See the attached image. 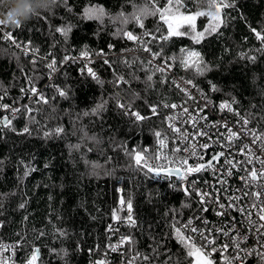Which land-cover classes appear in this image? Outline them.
Here are the masks:
<instances>
[{
    "label": "trees",
    "instance_id": "16d2710c",
    "mask_svg": "<svg viewBox=\"0 0 264 264\" xmlns=\"http://www.w3.org/2000/svg\"><path fill=\"white\" fill-rule=\"evenodd\" d=\"M224 2L233 6L222 9L223 22L210 32V0H173L172 17L208 15L196 18L194 31L184 25L185 35L167 40L160 39L168 26L159 13L146 15L143 27L132 17L143 8L163 10L168 0H54L23 25L0 24V99L19 104L11 127L0 123V241L22 240L21 264L34 248L41 254L34 264H89L90 253L116 233L108 225L118 214L119 186L136 221L123 229L136 263L189 264L174 227L199 208L195 196L154 179L135 161V153L166 130L164 116L152 107L186 96L148 59L132 54L135 40L123 33L172 58L207 99H230L264 133V40L256 34L264 35V0ZM92 8L104 15L86 18ZM6 33L11 39L3 38ZM195 33H205L198 43ZM192 51L199 57L186 67ZM82 53L92 61L78 59ZM53 60L55 71L48 68Z\"/></svg>",
    "mask_w": 264,
    "mask_h": 264
},
{
    "label": "built area",
    "instance_id": "2783aa9c",
    "mask_svg": "<svg viewBox=\"0 0 264 264\" xmlns=\"http://www.w3.org/2000/svg\"><path fill=\"white\" fill-rule=\"evenodd\" d=\"M135 45L134 43L133 48ZM77 58L92 61V58L87 55H80ZM153 66L164 71L172 68L169 58L166 57H159L156 62H153ZM175 76L178 78L177 83L181 91L189 99V103L187 105L175 104L176 108L165 107L160 113L163 114L165 122L170 116L174 123L178 115L184 112L189 116V127L180 128L176 125L170 127L171 124L168 122L166 130L157 131L160 136L155 135L153 143L146 144L135 155L139 153L144 158L141 164L145 165L146 161L147 165L154 169L179 170V175L153 174V177L154 179L167 177L173 185L179 184L185 194L195 196L199 202V208L183 218H177L176 225L182 228L185 235L192 237L196 244L204 247L205 251L210 254L213 264H225V257L230 259L236 255L233 240L240 237H246V239H240V248L243 250L240 255L243 257V264H264V261H261L256 254L264 251V230L258 231L259 225L264 224L258 215L259 210L264 208V178L251 181L249 176L253 169L258 173L264 171V141L257 139L253 143L255 137L264 133L259 129L257 131V128L254 129L240 123L239 119L230 118L221 110L220 101L209 102L194 88L192 83L181 79L178 73ZM4 105H7V108L3 107ZM167 105H173V103ZM153 107L156 108L157 104ZM18 109L19 104L6 103L0 99V115H5L8 112L16 115ZM126 109L130 115L133 113L130 108ZM173 128L180 131L175 132ZM197 128L205 130L203 135ZM229 129L237 133L238 138L229 141ZM185 137L187 138L185 139ZM161 141H163V145H161ZM202 145L208 146L205 148ZM219 153H223L219 160L212 161L213 156ZM184 161H187V164H184ZM209 161H212L213 164L211 168L187 174L185 179H180V175L185 174L186 168L200 164L206 165ZM227 161H231V163ZM199 193L208 194L204 197L203 202H201ZM254 193H261L259 199L253 195ZM219 204H224L225 209H220ZM228 205L233 206L228 207ZM218 211H222L224 214L217 215ZM190 220L192 224L189 228L184 229L183 226ZM191 227H195L199 231L193 233L190 231ZM108 228L110 229V224ZM201 232L205 237L215 240V244L208 245L205 240L200 238ZM114 236L116 244L113 247L116 248L115 251H119L127 244H121V238L129 236L123 231L114 233ZM20 240L9 238L0 241V260H3L5 264H21L16 255ZM225 244L229 247L223 251ZM245 252L253 254L245 256ZM132 258L135 259L134 254H132ZM234 264H240V262L237 261Z\"/></svg>",
    "mask_w": 264,
    "mask_h": 264
},
{
    "label": "snow or ice",
    "instance_id": "6c2138e0",
    "mask_svg": "<svg viewBox=\"0 0 264 264\" xmlns=\"http://www.w3.org/2000/svg\"><path fill=\"white\" fill-rule=\"evenodd\" d=\"M54 2V0H53ZM176 4H180V0H176ZM175 5L173 4V0H168V5L167 7H165L163 10L158 9L153 7V10L150 12L147 8H143L139 10V14L138 15H133L132 19H134L136 21L137 24H139L140 27H143V18L146 15H154L156 13H159L160 19L162 21H164L165 24H167L168 26V32L166 36H162L160 37V39L163 40H167L171 37H176V36H183L186 33L182 32L180 29L184 26L187 25L188 28L192 29L194 31L195 29V20L198 16L201 15H208V13H204V12H200L197 11L196 13L192 14V15H179L176 17H172V8ZM211 8H215V14L211 15V20L214 22L211 24L209 29H206V31H210V32H215L217 30V28L219 27V25L223 22L221 17H220V13L222 11L223 8H228V7H232L233 5L231 3H225L224 0H210V5ZM85 17L88 19H100L103 15H104V10L102 8H92V9H86L85 13H84ZM171 17V18H170ZM125 22H127L125 20ZM6 22L3 20H0V24H5ZM56 31L61 32L64 35H67V29L64 28H57ZM255 31V30H254ZM257 37L260 38L261 40H264V35H261V33L257 32ZM124 36L127 37V39L129 40H138L139 38L134 36L131 32H124L123 33ZM205 33H195L193 35V40L196 41L197 43L203 39ZM4 39H11V34L10 33H6L3 36ZM155 39V37H153ZM13 43H16L15 41H13ZM17 47H21V45H19L18 43L16 44ZM111 47V46H110ZM27 47L25 46V51H27ZM145 51H150V49L145 48ZM82 55H87V53H82ZM187 57L188 59H185L183 61L184 65L186 67L189 66V60L193 57H199V53L197 52H188L187 53ZM68 57H65V60H67ZM254 59V58H253ZM55 60H53L50 64H48V68L52 71H55ZM105 63H107V61H105ZM200 69L197 68V71H199ZM89 75H91L94 79H97L96 74L91 70L88 69ZM122 80V78H120ZM149 80H151V77H148ZM189 83H191L189 81ZM31 91L35 94L36 90L33 88L31 89ZM59 95L60 96H66V93L64 91H59ZM41 100H43L44 103H47L46 100H44L43 97H41ZM3 107L7 108V105H4ZM118 107L120 108H125L126 106L123 104H118ZM165 107H171V108H176L177 105L173 104V105H165ZM222 109L223 108H228L229 110H231L230 106L228 104H222L220 106ZM152 112L153 114L156 113V108L153 107L152 108ZM185 112H187V109H185ZM131 115L135 116V118L137 120H142L144 119V117H142L139 113H131ZM3 123V126L5 128H10L11 127V121L7 119V117L4 118V121L0 122ZM244 123L246 124L247 121L245 120ZM170 127H172V125H169ZM29 131V129L27 127H25L23 129L24 133H27ZM57 133L61 132L62 129H57L56 130ZM173 131L175 132H179L180 130L177 128H173ZM201 135H203V133H200ZM45 135H48L47 133ZM155 135L157 137L160 136V133L157 132L155 133ZM187 137H185L186 139ZM233 138H238L237 133L232 132L229 129V136H228V140L231 141ZM262 140L264 141V134H262L261 136H257L254 138L253 143L256 142V140ZM161 145H163V141H161ZM208 145H202V147H207ZM245 149H247V146H245ZM251 154V153H250ZM223 155V153H219L215 156H213L212 161H216L219 160V157ZM144 160V158L137 153L135 155V161L137 163V165H140L141 162ZM212 161H209L206 165L205 164H200L194 167H188L185 170V174L184 175H180V179H185L187 174H191L194 172H200L202 170H205L206 168H211L213 166ZM228 163H231V161H227ZM251 162V161H249ZM184 164H187V161L183 162ZM145 166L148 167V171L149 172H155L156 175H160L161 171H165V173L167 175H171L172 173H177L179 175V170L178 169H171V170H167V169H154L152 166L147 165L146 161H145ZM233 167H235V165H233ZM34 171V169H32ZM27 175V172L25 173ZM230 174V173H229ZM249 176L251 178V181H256L258 178H264V171H260L259 173L253 169L250 171ZM247 194V193H246ZM200 197H201V202L204 201V197L206 195H208L207 193H199ZM253 195L256 196L257 199H259V197L261 196V193H254ZM236 199V198H233ZM218 202V201H217ZM121 205L125 204V201L123 199H121L120 201ZM233 205H228V207H232ZM255 206V205H254ZM21 208L24 207L23 204L20 205ZM219 208L220 209H225V205L224 204H219ZM127 209L129 212V215L127 217V222L130 225H134L135 221L132 218L131 215V210H132V204L130 201L127 202ZM241 211H243V209H241ZM217 215H223L224 212L222 211H218L216 213ZM114 215V219H119L118 216ZM250 215V214H249ZM259 215V219L261 221H264V208H261L258 212ZM205 223H207V221H205ZM251 223V221H250ZM192 224V221L190 220L188 222V224L184 225L183 228L187 229L189 228V226ZM264 230V224H260L259 225V229L258 231ZM190 231L193 233L198 232L199 230L195 227H191ZM174 232L176 235V238L178 240V242L183 245L186 248V255L187 257L191 258L189 260V264H213V261L210 259V254L207 253L204 249L203 246H197L196 242L192 239V237L187 236L184 234V231L182 230V228L179 227H174ZM225 235H227V233H225ZM200 238L205 240L207 242L208 245H214L215 244V240L209 239L208 237H205L204 234L201 232L200 233ZM240 239H246V237H240L236 240H233V246L236 250V255L232 256L230 259L228 257H225V264H234V262H240V264H243V257L240 255V253L243 251L240 248ZM121 244L124 243H131V237H122ZM229 245L225 244L223 246V251H226L228 249ZM113 251L116 250L115 247L112 248ZM38 249L34 250L32 257L30 258V260L28 261V264H34V262L37 260L38 258ZM255 251V250H253ZM252 252H245L244 255L248 256V255H252ZM261 261H264V251L258 252L256 253ZM143 259L147 260L148 257L145 256ZM0 264H5V262L3 260H0Z\"/></svg>",
    "mask_w": 264,
    "mask_h": 264
},
{
    "label": "bare ground",
    "instance_id": "6f19581e",
    "mask_svg": "<svg viewBox=\"0 0 264 264\" xmlns=\"http://www.w3.org/2000/svg\"><path fill=\"white\" fill-rule=\"evenodd\" d=\"M135 44H136L135 48L131 49L130 52L132 54H135V55L143 56L144 58L148 59V61L152 65H153V62H156L157 59L159 57H161L159 52L154 50L153 48H151V46L148 43L143 42L142 40H136ZM145 48L150 49V51H145ZM169 60L172 64V68H169L168 71H164L163 69H161V70L157 69V68L156 69L159 72H161L162 74L168 76L170 78V80L174 83V85L177 86L181 90L179 84L177 83L178 78H176V76H175L178 73L175 61L172 58H169ZM179 75H180L181 79H183L185 81L188 80L185 77H183L181 74H179ZM188 82H189V80H188ZM194 88L197 91H199L203 96H205L204 93L200 89H198L196 86H194ZM208 101L212 103V100L208 99ZM170 102H172L173 104L187 105L189 103V99L185 98L183 100H175V101H170ZM6 103H10V102L7 101ZM172 103H169L166 101H164L162 103H158L157 107H156V115L159 114L161 112V110L165 109V105L172 104ZM14 104H16V103H14ZM222 104H228L230 106L231 110H229L228 108L222 109L220 107L221 110H223L225 112V114H227L230 118L239 119L240 120L239 122L242 124H245L244 121L246 120L247 121L246 125L256 129V127L253 126L250 123V121L241 112L238 111L235 104L230 99L225 98V99L220 100L219 106H221ZM15 116L16 115L14 113L8 112L5 115H0V118L4 119L5 117H7L8 120H11ZM168 122L171 125H176L180 128H188L189 123H190V119H189L188 114L183 112L180 115H178L177 120L174 123L172 122L171 117L168 116L167 120H166V126H167ZM197 130L200 133L205 132V130L203 128H197ZM256 130L258 131V129H256ZM156 180L167 182L173 186V183L167 177L162 178V179H156ZM118 192H119L120 201H121V199H123L125 201V204L121 205L120 202L118 203V209L121 213L119 216L117 215L119 217V219H113L109 222V224H110V231L111 232L121 233L123 231V229L130 224L127 222V217L129 215V212L127 209V202L123 196V189L121 186L118 187ZM198 207H199V202H198ZM131 215H132L133 220L135 221L132 210H131ZM135 224H136V221H135ZM111 236H112V238H111L110 242H108L106 244V246L101 249V251L95 250L96 252L90 253L89 264H136L135 259L132 258L133 253L130 252L129 248L127 247V245L129 243H127L119 251H113L112 247L116 244V239H115V236L113 234H111ZM21 245H22V240H20L18 250L16 252L17 257H18V253H19ZM34 250H37V249L34 248ZM38 250H39V248H38ZM32 255H33V253H32ZM40 256H41V254H40ZM40 256L38 258H40ZM38 258H37L36 262L38 261Z\"/></svg>",
    "mask_w": 264,
    "mask_h": 264
},
{
    "label": "clouds",
    "instance_id": "9594fccd",
    "mask_svg": "<svg viewBox=\"0 0 264 264\" xmlns=\"http://www.w3.org/2000/svg\"><path fill=\"white\" fill-rule=\"evenodd\" d=\"M52 4L53 0H0V20L18 27L49 10Z\"/></svg>",
    "mask_w": 264,
    "mask_h": 264
},
{
    "label": "water",
    "instance_id": "95a60500",
    "mask_svg": "<svg viewBox=\"0 0 264 264\" xmlns=\"http://www.w3.org/2000/svg\"><path fill=\"white\" fill-rule=\"evenodd\" d=\"M4 120V119H3ZM148 169V167H146ZM167 170H171V169H167ZM150 173H153L155 174V172H150ZM161 174H166L165 171H161ZM167 175V174H166ZM171 175H178L177 173H172ZM40 256V252L38 251V257Z\"/></svg>",
    "mask_w": 264,
    "mask_h": 264
},
{
    "label": "rangeland",
    "instance_id": "374dc122",
    "mask_svg": "<svg viewBox=\"0 0 264 264\" xmlns=\"http://www.w3.org/2000/svg\"><path fill=\"white\" fill-rule=\"evenodd\" d=\"M194 52H196V51H194ZM197 57H193V58H191L190 60H189V62H191V61H193V60H195ZM153 174V173H152ZM121 213H120V211H119V209H118V216L120 215ZM135 262H136V260H135ZM137 264V263H136Z\"/></svg>",
    "mask_w": 264,
    "mask_h": 264
}]
</instances>
